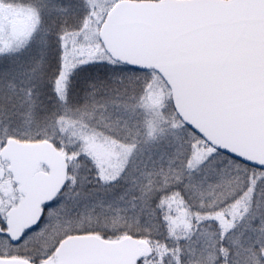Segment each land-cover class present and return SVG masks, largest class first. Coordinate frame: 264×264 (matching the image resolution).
I'll list each match as a JSON object with an SVG mask.
<instances>
[{"label":"snow or ice","instance_id":"obj_1","mask_svg":"<svg viewBox=\"0 0 264 264\" xmlns=\"http://www.w3.org/2000/svg\"><path fill=\"white\" fill-rule=\"evenodd\" d=\"M0 264H264V0H0Z\"/></svg>","mask_w":264,"mask_h":264}]
</instances>
